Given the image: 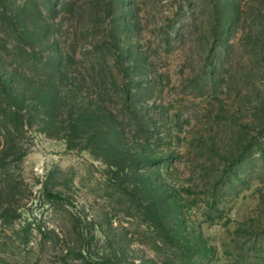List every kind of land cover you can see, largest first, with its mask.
I'll return each mask as SVG.
<instances>
[{
	"label": "rangeland",
	"instance_id": "rangeland-1",
	"mask_svg": "<svg viewBox=\"0 0 264 264\" xmlns=\"http://www.w3.org/2000/svg\"><path fill=\"white\" fill-rule=\"evenodd\" d=\"M0 264H264V0H0Z\"/></svg>",
	"mask_w": 264,
	"mask_h": 264
},
{
	"label": "trees",
	"instance_id": "trees-1",
	"mask_svg": "<svg viewBox=\"0 0 264 264\" xmlns=\"http://www.w3.org/2000/svg\"><path fill=\"white\" fill-rule=\"evenodd\" d=\"M48 195H49L50 197H52V198H55V199H56V198H58V199L60 198V197H59L60 195H58V194H54V193H52V192H48Z\"/></svg>",
	"mask_w": 264,
	"mask_h": 264
}]
</instances>
